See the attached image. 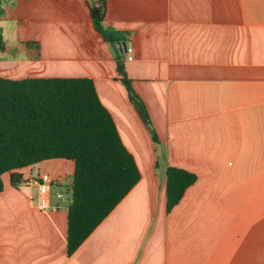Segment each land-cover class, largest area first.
I'll return each instance as SVG.
<instances>
[{"label": "crops", "instance_id": "crops-1", "mask_svg": "<svg viewBox=\"0 0 264 264\" xmlns=\"http://www.w3.org/2000/svg\"><path fill=\"white\" fill-rule=\"evenodd\" d=\"M94 1L5 0L0 77L92 79L141 179L69 256L74 163L24 168L18 189L6 174L0 264H264V0H107L104 25L125 35L132 60L95 30ZM34 41L39 53L26 46ZM170 166L197 181L168 212ZM43 174L56 180L48 210L39 208Z\"/></svg>", "mask_w": 264, "mask_h": 264}, {"label": "trees", "instance_id": "trees-1", "mask_svg": "<svg viewBox=\"0 0 264 264\" xmlns=\"http://www.w3.org/2000/svg\"><path fill=\"white\" fill-rule=\"evenodd\" d=\"M4 6L5 0H0V21L6 15ZM89 11L105 42L115 50L117 42H126L122 32L104 25L107 0H95ZM26 46L39 53V42H26ZM5 49L0 26V53ZM116 63L131 103L158 143L148 109L127 76L123 55H116ZM54 159L75 166L68 206L67 248L71 256L138 184V165L92 79L0 77V193L6 174L18 189L24 182L20 170ZM196 181L197 176L188 170L167 168L168 212Z\"/></svg>", "mask_w": 264, "mask_h": 264}, {"label": "built area", "instance_id": "built-area-1", "mask_svg": "<svg viewBox=\"0 0 264 264\" xmlns=\"http://www.w3.org/2000/svg\"><path fill=\"white\" fill-rule=\"evenodd\" d=\"M127 59L132 60L133 50L131 48L127 49ZM56 182L52 176L49 174H43L39 178L38 189H39V208L42 210H48L50 205V197H51V187Z\"/></svg>", "mask_w": 264, "mask_h": 264}, {"label": "rangeland", "instance_id": "rangeland-1", "mask_svg": "<svg viewBox=\"0 0 264 264\" xmlns=\"http://www.w3.org/2000/svg\"><path fill=\"white\" fill-rule=\"evenodd\" d=\"M59 193V188L58 187H54L53 188V196H54V201H58L57 199V194ZM65 205H69L70 202H71V199H72V196H71V191H67L65 190Z\"/></svg>", "mask_w": 264, "mask_h": 264}, {"label": "water", "instance_id": "water-1", "mask_svg": "<svg viewBox=\"0 0 264 264\" xmlns=\"http://www.w3.org/2000/svg\"><path fill=\"white\" fill-rule=\"evenodd\" d=\"M117 47L119 49V52L122 54L125 51H127V45L126 43H122V42H117Z\"/></svg>", "mask_w": 264, "mask_h": 264}]
</instances>
